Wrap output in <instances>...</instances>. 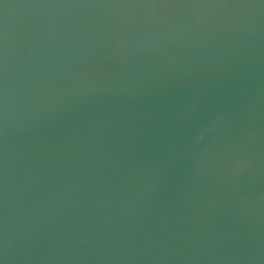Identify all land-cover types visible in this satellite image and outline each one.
I'll list each match as a JSON object with an SVG mask.
<instances>
[{"label": "water", "instance_id": "95a60500", "mask_svg": "<svg viewBox=\"0 0 264 264\" xmlns=\"http://www.w3.org/2000/svg\"><path fill=\"white\" fill-rule=\"evenodd\" d=\"M0 264H264V0H0Z\"/></svg>", "mask_w": 264, "mask_h": 264}]
</instances>
